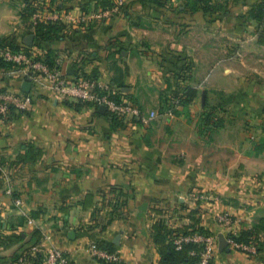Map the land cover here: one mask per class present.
Wrapping results in <instances>:
<instances>
[{
	"label": "crops",
	"instance_id": "obj_1",
	"mask_svg": "<svg viewBox=\"0 0 264 264\" xmlns=\"http://www.w3.org/2000/svg\"><path fill=\"white\" fill-rule=\"evenodd\" d=\"M100 1L56 0L68 19L43 37L29 18L33 0H0V47L11 42L53 59L69 78L116 83L156 118L115 121L0 67V89L32 99L0 125V258L31 247L39 232L15 264H45L53 249L72 264H99L88 248L100 242L114 246L117 264H159L155 225L168 240L195 217L217 238L214 264H264V0H213L207 12L186 0ZM187 87L198 96L169 112ZM244 228L258 229L255 254L219 251L220 235L229 240Z\"/></svg>",
	"mask_w": 264,
	"mask_h": 264
},
{
	"label": "built area",
	"instance_id": "obj_2",
	"mask_svg": "<svg viewBox=\"0 0 264 264\" xmlns=\"http://www.w3.org/2000/svg\"><path fill=\"white\" fill-rule=\"evenodd\" d=\"M35 4L37 9L31 18L34 29L40 24L63 23L68 19L67 12L59 9L51 0H38ZM122 5L123 2L119 1L112 10L101 11V13L93 15L91 19H104L111 12L118 10ZM7 43L9 42H5L1 46V59L13 64L21 76L29 78L30 81L41 80L43 81L41 83H49L53 90L64 99L70 102L88 103L96 109L106 107L112 117L120 120L130 119L148 123L156 118V113H151L149 116H146L139 106L126 101L120 93V90L111 82L102 81L99 78L86 77L84 75L69 78L59 69L49 68L43 60L38 59L33 53L27 51V49L24 48L19 51H14ZM31 104L32 99L27 95L0 89V125L6 123L11 111L24 112L30 108ZM175 106L177 105L175 104ZM168 111L171 112V110ZM4 174L5 172L3 173L4 182L8 185L6 189L7 194L12 195L13 191L9 185V177L8 175L4 176ZM16 205L20 206V201L16 202ZM220 221L224 222V224L231 223L227 217H222ZM27 224L32 227L41 228L33 218H29ZM228 241L231 246L241 252L249 254H255L257 252V248L254 245L239 244L232 240ZM191 242L204 245L199 264H208L213 259L217 238L212 236L206 237L201 234L181 236L175 240V245L178 249H181L184 244ZM88 252L96 259L99 258L113 262H117L118 260L117 255L108 254L95 245H91L88 248ZM45 264H71V260L62 250L53 249L47 253Z\"/></svg>",
	"mask_w": 264,
	"mask_h": 264
},
{
	"label": "trees",
	"instance_id": "obj_3",
	"mask_svg": "<svg viewBox=\"0 0 264 264\" xmlns=\"http://www.w3.org/2000/svg\"><path fill=\"white\" fill-rule=\"evenodd\" d=\"M36 1L38 0H33V5L35 4ZM51 1L54 4L56 0H51ZM162 1L163 0H153L154 3L159 4V5L162 4ZM186 2L189 5L190 9L195 10L197 9V7H200L205 12L210 11L213 8L211 5L212 3H214L213 0H186ZM114 3H115V0H102L99 2V5L101 7L108 8V7L113 6ZM263 8H264V2L260 6V13H261L262 19H264ZM36 9L37 8L35 6L31 8V14L29 15V18L34 14ZM26 19H28V17ZM61 24L62 23H49L46 25L40 24L36 28H37V32L42 34L43 37H47L48 35L49 36L54 35V33L58 34L57 33L58 30L62 29ZM7 44L14 51L22 50L21 47H17L11 42ZM28 50L29 49L27 48V51ZM37 58L40 59L39 57ZM43 61L47 64L49 68L57 69V65L55 64L53 59H48V60L46 59ZM0 67H3L5 69L15 68L13 64L5 62L1 58H0ZM86 77L96 78V76H86ZM115 86L120 90V93L123 95V92H122L123 90L121 88L122 86H119L116 83H115ZM197 96H198V93L195 89H192L190 87L184 88L182 91L177 93V95L173 98L175 99L174 100L175 102H172V104L168 105L166 108L168 110L172 108L171 112H175L174 106H173L175 103L177 106L186 107V105L191 103L193 100H195ZM75 103H82V102H74L73 104ZM14 113H15L14 111H11L9 118ZM204 114L205 116L210 115V113L208 112H205ZM112 119L115 121L116 120L122 121L115 117H112ZM24 159H25V156H19L17 162H14L13 165L23 161ZM191 220H192V224L182 234L178 233L175 235H170L168 240L164 238V234H163L166 230L165 226L160 225V224L155 225V231L157 232V242L156 243H157L159 253L161 254V259L159 261V264H199V262L201 261V253L204 249V245L200 243L191 242V243L184 244L181 247V249H178L177 246L175 245V240L181 236H192L195 234H201L206 237H211V236L214 237L215 235L209 230H207L206 228L202 227L200 224V221L195 219V217H191ZM23 221H25V218H23ZM262 222L264 224V220H262ZM35 236H37V238L33 242V245H31V247H27V248L22 247V249H20L19 252H17L14 256L10 258H0V264H15V263L25 261V258L27 257L26 252L36 247L39 241V238H40L39 232H36ZM228 239L236 243H239V244L254 245L257 248V251H258V246L260 245V242H261L258 229L256 228L255 229L254 228L252 229L244 228L237 235H233V236L230 235ZM96 246L97 248L106 251L108 254H113L115 252L114 246L111 244L105 243V242H100ZM97 260L99 264H117L116 262L109 261V260H104V259H99V258ZM208 264H214V260L211 259Z\"/></svg>",
	"mask_w": 264,
	"mask_h": 264
},
{
	"label": "water",
	"instance_id": "obj_4",
	"mask_svg": "<svg viewBox=\"0 0 264 264\" xmlns=\"http://www.w3.org/2000/svg\"><path fill=\"white\" fill-rule=\"evenodd\" d=\"M33 40H34V36H29L28 39L26 40V44L29 47H32L33 45ZM32 90V84L27 81L23 84V92L26 94H30ZM99 112L104 114L107 112L106 107H100L99 108ZM218 248L220 252H230L231 248H230V244L229 241L226 239V237L224 235H220L218 238Z\"/></svg>",
	"mask_w": 264,
	"mask_h": 264
},
{
	"label": "rangeland",
	"instance_id": "obj_5",
	"mask_svg": "<svg viewBox=\"0 0 264 264\" xmlns=\"http://www.w3.org/2000/svg\"><path fill=\"white\" fill-rule=\"evenodd\" d=\"M131 103H132V104H134L133 102H131ZM135 105H136V104H135ZM155 109L157 110V108H155ZM155 109H154V110H155ZM169 109H170V108H169ZM170 110H172V108H171ZM174 111H177V110H176V108H174ZM146 112H147V111H146ZM147 113H149V115L151 114V112H150V111H149V112H147ZM214 237H215V236H214ZM215 238H216V237H215Z\"/></svg>",
	"mask_w": 264,
	"mask_h": 264
}]
</instances>
